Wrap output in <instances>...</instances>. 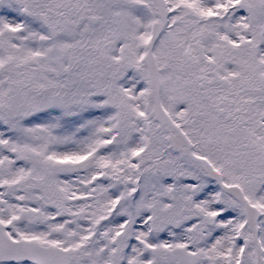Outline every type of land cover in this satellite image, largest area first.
<instances>
[{"label": "snow or ice", "instance_id": "1", "mask_svg": "<svg viewBox=\"0 0 264 264\" xmlns=\"http://www.w3.org/2000/svg\"><path fill=\"white\" fill-rule=\"evenodd\" d=\"M0 264H264V0H0Z\"/></svg>", "mask_w": 264, "mask_h": 264}]
</instances>
